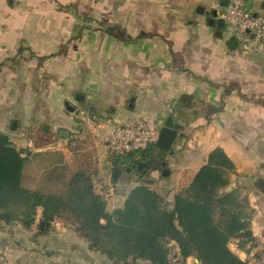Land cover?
<instances>
[{"label": "crops", "instance_id": "crops-1", "mask_svg": "<svg viewBox=\"0 0 264 264\" xmlns=\"http://www.w3.org/2000/svg\"><path fill=\"white\" fill-rule=\"evenodd\" d=\"M230 1L143 0L137 13L132 0H129V5L125 6L126 16L122 26L125 39L118 50L123 48V54H119L125 65L124 73L113 74L108 71L105 74L98 70V74H80L71 88L66 86L68 90L65 89L67 78L59 74L50 94L59 96L58 100L63 102L51 106L57 110L59 106L61 112L66 109L68 116L56 113L51 119L57 122L60 120V124L68 126L66 132L69 136L63 139L67 144L55 143L57 145L53 148H47L50 150L48 152L45 148L35 149L34 153L39 157L30 162L31 165L26 166L27 170L23 173L28 180L27 188L38 189L47 171L72 168L70 157L75 148L70 150L68 141L74 137L76 145H80L78 157L82 162L81 168L76 171H87L93 184L102 182L115 189L114 197L106 204L108 211L122 207L126 194L135 184L132 181L130 184L133 186L129 184L125 192H120L119 181L112 182L111 172L115 159L107 156L102 138L110 126L136 123L150 116L155 117L161 126L167 119H171L176 131L171 156L174 168L169 177L171 193L167 199L170 204H173L175 194L190 183L208 153L220 148L234 163L236 173L231 175V180L239 174V185L244 183L243 192L247 194L252 208L256 209L254 198L247 193V187L252 181L264 178V76L253 74L259 65L251 58L252 55L264 58V55L248 52L246 56L240 57L241 54L236 50L237 42L234 48L229 47L232 38L225 25L219 26L218 22L219 15ZM263 3L264 0H247L244 7L254 10ZM19 4L14 3V0H0L1 59L7 56L21 36L26 37L30 46L42 55L46 53V47L53 44L51 40L56 39L52 38L53 34L57 35V31L50 21L37 24L35 18H30L35 16V10H30L32 14L30 11L22 14L17 7ZM261 10L264 12L262 7ZM214 11L215 17L212 16ZM138 15L140 18H137ZM112 42L110 38L107 44L111 45ZM8 47L11 50H7ZM99 58L95 59L98 67L102 62ZM199 61L213 66L233 63V67H239L240 70H243L244 65L247 69L250 67L253 72L246 75L251 79V88L255 87L253 94L257 92L254 100L245 99L241 91H236L235 86L233 89L221 81L225 74H214L212 79L202 78L185 66H177L178 62L184 65ZM261 63L264 64V61ZM19 90V87L12 90L5 87L3 79H0V111L5 112L3 121H20L22 112L29 110L24 106L25 100L22 102L20 98H14L13 104L4 108V103L9 102L4 94L19 95L23 91ZM24 91L27 94L35 92L30 88ZM68 95L74 97L78 106L67 101ZM182 95L193 98V105H189L186 113L179 114L181 106L178 98ZM66 103L73 108L72 111L67 110ZM174 111L176 113L173 114ZM89 116L97 118L96 126L87 125L86 119ZM230 121L234 124L239 121V139L221 129L231 126ZM240 128L252 129L243 131ZM36 139L19 137L14 141V146L22 150ZM132 158L137 160L138 156ZM70 175L72 173L67 177ZM151 176L155 177L154 171ZM149 187L155 190L154 185ZM40 217L41 209H38L29 229H24L16 222L9 225L0 223V264H109L103 255L89 250L87 241L62 219L54 220L48 232L38 234ZM262 229L264 226L259 228L254 219L251 221L253 235ZM235 243L230 242L228 247L243 261L244 254ZM188 261L196 263V258L189 257Z\"/></svg>", "mask_w": 264, "mask_h": 264}, {"label": "trees", "instance_id": "trees-1", "mask_svg": "<svg viewBox=\"0 0 264 264\" xmlns=\"http://www.w3.org/2000/svg\"><path fill=\"white\" fill-rule=\"evenodd\" d=\"M104 32L120 39L112 27ZM189 98L184 95L178 104L185 107ZM151 149L139 154L137 160L133 158L131 165L123 157L111 156L118 166L130 170H137L139 162L146 165L137 170V184L126 194L122 207L108 211L106 203L93 194L87 171L78 170L64 178L56 192L27 188L24 170L39 155L16 149L0 133V223L16 222L29 229L41 209L38 234L48 232L54 220L62 219L87 241L89 250L103 255L109 264H136L146 250L166 263L170 244L183 259L194 257L199 264H245L228 245L235 241L237 249L245 250L254 240V210L242 187L227 190L231 175L236 173L231 159L222 149H213L170 204L150 189L149 182L141 180L163 167L165 152L156 148L157 154H153ZM57 170L45 173L42 187L60 180Z\"/></svg>", "mask_w": 264, "mask_h": 264}, {"label": "rangeland", "instance_id": "rangeland-1", "mask_svg": "<svg viewBox=\"0 0 264 264\" xmlns=\"http://www.w3.org/2000/svg\"><path fill=\"white\" fill-rule=\"evenodd\" d=\"M21 1L23 5H21ZM15 2L20 3L17 7H19L20 13L22 14H28L31 9H34L36 12L35 16H30V18H35L37 24L50 21L53 25V29L57 31V35H52V38L56 39L51 40L53 44H51L50 47H46L47 51L43 55L39 54L32 45L30 46L26 37L21 36L18 38V41L15 42L12 50L11 47L7 48V50H11L7 53V56L3 59L0 58V79H3V85L7 88H11V90L18 87L20 90H23L19 95L5 93L4 98L8 99L9 102L4 103V108L10 107L9 104H13L12 101H14V98H20L22 102L25 100L26 104L24 106L29 109L22 112L20 121H15V119L3 121L5 112L3 113V110L0 111V131L3 132L1 134L8 137L13 146L14 141L19 137L32 140L33 138H37L34 142L32 141L30 146L22 149L28 154H33L35 149L40 148H45L47 150L46 152H48L50 150L47 148H53L57 145L55 143H66H64L63 140L64 133L61 132L69 130L67 125L60 124V120L57 122L51 119L56 113L61 115L64 113L62 116H68L66 109H63L61 112L59 106L57 107L59 110L56 108L52 109L53 106H51L57 104V102H63L58 100L59 96L50 94V90L57 83L55 79H58L59 74H64L63 76L67 78L65 89L68 90V88H71L73 81L79 79L80 74H98V70L105 74H108L106 73L108 71L113 74L124 73L125 65L122 56H120V54H123V48L120 49V51L118 50L121 48L120 44H122L125 39V32L122 26L124 17L126 16L125 6L129 5V0H14V3ZM142 3L143 0H141V2L139 0H132L133 7H135L137 13H139ZM261 7L259 6V8L254 10H247L251 13L264 15ZM25 9L27 10L24 11ZM137 18H140V16L138 15ZM107 27L114 28L115 34L119 35L120 39L105 33L104 29ZM225 27L226 29L229 28L228 26ZM110 38L114 42L108 45L107 41H110ZM115 41L119 45L115 43ZM115 45L117 46L115 47L117 48L116 50L114 48ZM236 50L241 54L239 55L240 57L243 55L246 56V53H248L240 43H237ZM119 52L121 53L119 54ZM97 57H100L99 60H102L99 67L95 64V59H97ZM251 60L259 65L253 74L264 76V64L261 63L262 60L264 61V58L252 55ZM177 66H180V68L185 66L188 70L195 72L202 78H209L214 74H225L221 81H224L229 87L235 86L238 89H236V91H241L240 93L245 99L254 100L253 98L257 95V92H255V95L253 94L252 90H254L255 87L253 86V88H251V79H248L246 75L251 69L250 67L247 69L245 65L243 70L237 67L239 73L237 69L233 67V63L225 65L215 64V66H213L211 63L200 61L190 62L184 65L178 62ZM218 68H220V70ZM244 71L245 74L243 73ZM252 72L253 71H251L250 74H252ZM210 79H212V77ZM66 86L68 88H66ZM27 88L33 89L35 92L31 91V93L27 94L26 91H24L27 90ZM183 96L184 95L178 98V103H180ZM192 99L193 98L190 97L185 103L187 105H193ZM256 100L257 99H255V101ZM67 101L78 106V102L75 101L74 97L71 95L67 96ZM187 105H185V107L181 105L179 114L188 111L189 108ZM3 106L1 107L3 108ZM50 108L52 110H50ZM172 113L174 114L175 111ZM237 122L238 123L234 124L233 121H230L231 126H226V128L221 129L229 131L232 136L239 139V121ZM131 124H134V122L125 125ZM240 129L243 131H249L250 129L251 131L252 128ZM52 130L53 133L51 132ZM244 135L248 136V134ZM74 139V137H71L68 143ZM74 142L77 144L76 140H74ZM151 148L152 153L157 154L155 146ZM79 152L80 145H76L70 157L71 162H73L71 163L72 168L57 170V173L61 176L59 181L56 183L49 182L44 184L43 187L40 186V188L44 189V191L46 190V192H50V190L52 192L54 190L55 192L58 191L57 189L61 184H64V178H67L69 174L81 168L82 162L78 157ZM106 154L109 156L108 152H106ZM172 155L173 153L169 154L165 152L162 162L163 167L161 170L154 171L155 177H152L150 173V175L144 176V178L141 179L142 182H149V185H154L155 191L166 200L170 198L171 193V189L169 188V177L174 168L173 161L171 160ZM123 158L128 165L135 163L132 157L124 156ZM119 168L121 169V176L118 179L119 190L120 192H125L132 181L135 185L137 184V178H139L137 175L138 171L131 169L127 172L125 166ZM165 170L166 172L163 173ZM235 177L236 179L233 181L231 180L232 183L229 187L235 188L240 186L244 188L245 185L243 182H241L243 185H239V174ZM28 178L30 179L29 176ZM259 182H264V178L252 181L249 187H247L249 190L247 193L253 196L254 204L256 205V209H253L252 220L254 219L257 226L261 228L264 226V190L259 188ZM134 184L130 185L133 186ZM52 187L53 190L51 189ZM168 248L171 247L168 245ZM139 258L140 260L136 261V264H166L160 260L157 253L150 250L143 252Z\"/></svg>", "mask_w": 264, "mask_h": 264}, {"label": "built area", "instance_id": "built-area-1", "mask_svg": "<svg viewBox=\"0 0 264 264\" xmlns=\"http://www.w3.org/2000/svg\"><path fill=\"white\" fill-rule=\"evenodd\" d=\"M247 0H231L219 15L220 20L232 39L240 43L249 53L264 55V15L249 12L244 6ZM87 125L97 124L95 116L86 119ZM161 124L155 117L141 118L131 125H113L107 129L102 138L103 147L110 156L124 157L138 155L155 146ZM74 140L68 143L70 150L74 149ZM92 192L106 204L114 197L115 189L102 182L92 185ZM254 240L242 250L245 264H264V229L253 235ZM166 264H197L183 259L178 249L169 245Z\"/></svg>", "mask_w": 264, "mask_h": 264}, {"label": "water", "instance_id": "water-1", "mask_svg": "<svg viewBox=\"0 0 264 264\" xmlns=\"http://www.w3.org/2000/svg\"><path fill=\"white\" fill-rule=\"evenodd\" d=\"M262 9L264 10V3L262 4ZM200 11H202V10L200 9ZM212 16L213 17L216 16V12L215 11L212 12ZM210 23H212L211 20H210ZM222 24H223V22L220 20L218 22V25L221 26ZM217 35H220V32H217ZM235 46H236V40L235 39H231L229 41V47L234 48ZM66 108L69 111L73 110V108H71V106H69V104H67V103H66ZM61 133H64L63 138H68L69 135H68L67 132H61ZM175 136H176V131H175V129L172 126V120L171 119H167L165 121L164 125L160 128L158 140H157V142L155 144V147L158 150H161V151H164V152H168L169 154H172L173 153L172 144H173V141L175 139ZM141 154H144V152H142ZM113 163H114V166H113L112 172H111V179H112L113 183H116L118 181L119 177H120L121 169L116 166L117 165V159H115ZM145 165L146 164L144 162H139L135 166H136L137 170H141V168H143ZM126 171L129 172L130 168H126ZM164 172H166V170L163 171V173ZM259 188L261 190H264V182H259ZM230 189H231L230 187H227L228 191ZM263 206H264V200H263ZM12 223H14V222H12ZM196 263H198L197 259H196Z\"/></svg>", "mask_w": 264, "mask_h": 264}]
</instances>
